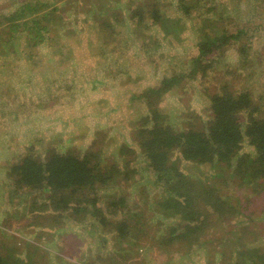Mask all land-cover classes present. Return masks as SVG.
<instances>
[{
    "label": "rangeland",
    "instance_id": "374dc122",
    "mask_svg": "<svg viewBox=\"0 0 264 264\" xmlns=\"http://www.w3.org/2000/svg\"><path fill=\"white\" fill-rule=\"evenodd\" d=\"M190 1L0 0V37L4 39L6 32L12 36L0 40L1 254L20 256L26 264H225L233 262L244 245L264 246L261 186L241 183L229 175L231 171L218 176L216 165L179 160L177 154L173 161L192 182L188 191L215 185L232 206H246L242 207L248 215L233 216L230 224H236V232L223 224L207 233L206 244L193 242L191 249L188 239L173 244L172 252H161L155 240L167 238L172 226L181 222L154 209L160 188L152 173L143 169L133 137L149 115L146 93L159 88L164 77L183 74L181 85L165 93L163 101L153 100L164 108L167 124L179 129L207 125L213 114L210 97L226 86L248 89L255 99L262 96L256 116H264V0H200L202 8L214 7L202 15L195 7L186 10L184 4L191 5ZM155 2L171 32L149 22L135 39L130 16L141 7L145 14L151 12ZM25 4L27 16L22 13ZM44 13L42 25L49 32L43 29L45 42L35 46L39 40L29 35V27L38 26ZM177 21L178 36L172 27ZM224 26L232 34L243 30V36L206 59L215 65L206 75L190 77L200 42L224 32ZM88 41L90 52L85 55L80 48H88ZM126 144L133 151L122 156L133 160L139 182L123 180L107 187L104 196L124 193L131 207L147 213L143 249L132 246L127 251L110 234L107 241L101 240L95 217L57 211L43 194H28L8 178L9 167L30 149L40 158L51 150L78 154L89 150L96 156L101 150L103 160L124 166L120 151ZM242 151L241 155L254 156L248 140ZM217 221L212 217L210 225Z\"/></svg>",
    "mask_w": 264,
    "mask_h": 264
},
{
    "label": "trees",
    "instance_id": "16d2710c",
    "mask_svg": "<svg viewBox=\"0 0 264 264\" xmlns=\"http://www.w3.org/2000/svg\"><path fill=\"white\" fill-rule=\"evenodd\" d=\"M201 1L191 0L192 6L184 4L186 10L195 7L197 13L201 10V15L210 14L214 7L202 8ZM24 7L22 13L25 16L30 15L26 9L27 4ZM151 7L152 11L146 12L147 14L141 7L130 16L131 28H135V39L141 34L145 23L149 22L160 25L164 32H171L168 29L169 20L160 13L158 2ZM28 8L31 10L30 4ZM46 15V13L41 15L42 20L38 21V26L31 24L29 27L32 30L29 35L39 40L38 43L35 42V46L45 42L42 30L49 32V27L42 25ZM20 17L21 15L17 18ZM14 19L16 18L11 20ZM176 24L172 27L178 36L179 21ZM224 29H226L224 32L213 33L200 42V52L193 59L194 67L190 77L194 78L199 73L206 75L207 71L215 66L213 60L206 59L219 55L233 39H240L244 33L240 29L232 34L227 32L225 26ZM7 37L12 38L10 33L6 32L5 38L0 37V40L6 42ZM87 46L88 48H80L85 55L90 52L89 41ZM182 76L183 74L174 72L171 76L164 77L159 88L150 89L146 93V98H149L148 106L150 105L149 115L142 118V124L138 126L133 136L141 150L143 169L152 173L155 186L160 188L158 196H155L154 209L164 218H176L181 222L172 226L167 238L155 239L161 252H172L173 244L188 239H191L187 244L190 249L193 242L196 246L198 241L206 244L209 241L206 239L207 233L209 235L213 228H219L223 224L231 227L232 232H236V224L232 226L230 224L233 216L248 215L244 209L246 206L242 205L244 208L239 204L232 206L222 198L221 190L215 185L200 192L188 191L192 182L173 161L175 154L179 160L216 165L219 168L218 176H223L225 171H231L230 176L239 177L244 184L260 185L264 192V116L261 118L256 116L262 109L260 104L262 96L255 99L248 89L235 91L226 86L222 92L210 97L213 114L207 125L199 124L179 129L167 124L161 111L162 109L164 112V108L155 106L153 100L158 97L159 102L163 101L165 93L181 85ZM246 140L253 147V157L246 153L241 155ZM132 151V146L126 144L122 146L120 154L127 156ZM96 153H99V156L89 150L84 154L74 151L59 153L51 150L44 158H40L30 149V152L9 167L8 178H11L17 187L28 191V194L32 192L43 194V198L57 211L69 210L77 215L95 217L98 220L95 221L97 223L95 226L102 229L101 240L107 241L106 235L110 234L117 241V245L127 251L132 246L146 248L142 238H146L147 235L144 227L147 213L131 207L124 193L110 199L104 196L107 187L119 185L123 180L139 182L134 176L138 170L133 167V160H127L122 156L125 162L123 166L116 161L108 163L103 160L100 156L101 150ZM133 155L135 156L134 153ZM212 217L219 221L210 225ZM246 248L247 245H244L243 249L238 251L236 259L225 264H264V246ZM0 264L26 263L20 256L11 257L0 253Z\"/></svg>",
    "mask_w": 264,
    "mask_h": 264
},
{
    "label": "bare ground",
    "instance_id": "6f19581e",
    "mask_svg": "<svg viewBox=\"0 0 264 264\" xmlns=\"http://www.w3.org/2000/svg\"><path fill=\"white\" fill-rule=\"evenodd\" d=\"M16 190H17V189H16ZM17 191H18V190H17ZM17 191H16V192H17Z\"/></svg>",
    "mask_w": 264,
    "mask_h": 264
}]
</instances>
